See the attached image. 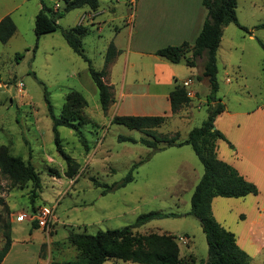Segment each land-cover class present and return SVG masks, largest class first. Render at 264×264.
<instances>
[{
	"label": "rangeland",
	"instance_id": "1",
	"mask_svg": "<svg viewBox=\"0 0 264 264\" xmlns=\"http://www.w3.org/2000/svg\"><path fill=\"white\" fill-rule=\"evenodd\" d=\"M57 1L64 6L63 0H44L48 6ZM99 1L100 10H104L98 17L102 29L91 28L83 46L93 66L102 70L115 24L122 22L129 7L128 0ZM87 7L65 12L58 23L69 28L86 16L82 25H87L96 16ZM113 7L115 13L110 10ZM40 8V0H0V20L10 14L16 24L9 40L0 41V145H8L12 154L30 160L42 182L33 193L32 181L12 185L0 173V247L6 240L3 225L9 221L12 241L18 240L15 249L24 255L25 264H65L79 252L68 239L70 232L96 234L133 224L140 214L160 211L175 214L153 218L137 230L175 234L182 264H206L205 233L199 219L189 214L192 192L204 171L192 146L154 151L140 141L120 140L119 135L136 139L152 136L112 122V109L103 111L87 61L74 52L60 29L42 34L37 42L34 23ZM236 11L239 22L253 34L230 23L217 50V95L225 106L218 128L227 138L220 141V154L256 180L252 182L259 192L215 196L211 206L215 218L235 233L238 245L249 254V264H264V47L260 43L264 42V28H254L264 22V0H237ZM191 78L200 91L201 103L195 99L192 110L182 108L166 117L154 128L158 133L172 136L179 132V139H184L207 117L210 103L205 93L210 85L196 75ZM186 87L192 89L193 83ZM71 89L81 91L88 105L80 110L81 119H74L78 129L58 126L63 150L79 163L76 174L69 177L46 99L55 115L62 116ZM258 106L263 107L256 109ZM135 164L134 179L120 185ZM95 180L115 187L102 193L105 187L96 185ZM35 207L53 209L48 228L39 230L30 220L19 219V212L32 213ZM182 235H187L186 243L179 240ZM105 264L141 263L110 258Z\"/></svg>",
	"mask_w": 264,
	"mask_h": 264
},
{
	"label": "trees",
	"instance_id": "2",
	"mask_svg": "<svg viewBox=\"0 0 264 264\" xmlns=\"http://www.w3.org/2000/svg\"><path fill=\"white\" fill-rule=\"evenodd\" d=\"M65 2L61 10L53 11L44 0H40L41 8L36 14L34 31L37 42L44 33L60 29L69 46L88 63L89 71L95 81L98 90L101 107L107 112L114 102L112 86L104 80L108 72V66L120 52L114 42H110L106 54L105 65L102 70H97L84 52L83 38L89 33L87 25L76 24L65 28L58 23L65 12L88 6L96 10L99 0H63ZM208 10L203 27L191 45L183 42L181 45H167L159 48L156 54L172 62L184 61L189 66H194L196 59L206 55L203 77L209 81L210 91L207 100L210 103L208 115L200 126L193 127L184 139H179V132L172 136L162 135L154 129L166 121L164 115H114L112 122L124 124L131 129L145 131L152 139L119 135L120 140L142 142L154 148V151L168 146H182L190 144L203 163L204 171L197 182L191 196V208L189 214L199 219L205 233L208 245V258L206 264H249L250 256L237 243L234 232L224 227L214 216L212 211V199L215 196L242 197L247 194H257L258 186L246 179L239 170L229 162L217 157L215 151V138L227 140L224 133L215 128V120L225 110L221 98L217 95L219 90L217 50L223 35V27L235 23L244 31L253 34V31L242 25L237 16V0H203ZM255 29L264 28V22L257 24ZM16 24L10 14L0 20V41L6 42L15 33ZM36 42V46H37ZM264 47V42L260 40ZM35 46V47H36ZM49 114L53 121V130L58 150L67 163L66 175L72 177L76 174L79 163L71 155L65 152L60 144L58 126H68L78 129L74 119H81L80 110L88 105L83 93L77 89H71L66 94L64 113L56 116L50 100L47 98ZM172 111L175 113L188 105L191 97L186 86L176 84L170 92ZM80 139L88 149L85 137ZM160 142H166L165 146H159ZM135 164L125 176L120 185H124L134 179L133 170ZM0 173L10 180L12 185L33 182L32 192L42 187L39 171L30 160H24L21 156L10 152L8 145H0ZM96 185L105 187L102 193H106L115 185L100 183ZM32 210H36V207ZM175 213L150 211L140 214L133 224L121 228H109L100 230L96 234L70 232L68 239L79 250L76 258L68 260L65 264H105L110 259H122L141 264H182L180 246L175 234L169 232L151 231L141 233L137 230L141 225L153 218L170 216ZM34 227L38 224L33 221ZM4 227L5 243L0 247V263L8 253L12 243L11 223L7 221Z\"/></svg>",
	"mask_w": 264,
	"mask_h": 264
},
{
	"label": "crops",
	"instance_id": "3",
	"mask_svg": "<svg viewBox=\"0 0 264 264\" xmlns=\"http://www.w3.org/2000/svg\"><path fill=\"white\" fill-rule=\"evenodd\" d=\"M50 7L53 11L63 8L59 1ZM128 7L129 10L125 16L121 17L123 18L122 22L115 24V33L110 40V42H114L120 52L109 64L108 72L104 77L105 82L112 86L115 99L108 111L110 112L112 109V116L164 115L167 118L172 117L174 112L171 108L170 92L176 84L185 85L188 79H191L190 84L193 83L192 89L186 87L191 101L190 105L181 109L187 112L192 110L193 104H195L194 100L198 99L201 103V97L191 76L196 75L198 80L205 82V85L209 83L208 79L202 76L205 60L200 63V60L206 56L198 57L195 65L189 66L184 61L172 62L157 55L156 51L167 45H181L185 41L191 45L194 43L208 14L203 0H128ZM91 10L96 16L87 26L89 30L95 27L101 30L102 21L98 17L104 10H100V1L99 7L96 10ZM110 10L115 13V7ZM82 12L79 13V16ZM115 19L116 17H114ZM226 26L223 27V32ZM209 91L210 89L205 95ZM262 107L258 106L256 109H262ZM221 114L215 120L216 129H219L218 119ZM221 140L223 141L219 137L214 140L217 157L235 166L246 179L256 182L241 171L235 162L220 154ZM171 147L173 146H168L164 150ZM32 235L33 232H30V236ZM18 243V240L15 239L12 241L10 250L0 264L24 263V255L20 253L19 249L17 251L15 249Z\"/></svg>",
	"mask_w": 264,
	"mask_h": 264
},
{
	"label": "built area",
	"instance_id": "4",
	"mask_svg": "<svg viewBox=\"0 0 264 264\" xmlns=\"http://www.w3.org/2000/svg\"><path fill=\"white\" fill-rule=\"evenodd\" d=\"M86 16L81 17L79 24H82L85 21ZM191 79H188L185 82V85L190 84ZM23 83H20V89L22 88ZM53 209L50 207H37L36 210H32V213H27L26 211H21L17 215L20 220H30L31 222L35 221L39 227L45 228L49 227L53 219ZM179 240L186 243L188 240L187 235L179 236Z\"/></svg>",
	"mask_w": 264,
	"mask_h": 264
}]
</instances>
